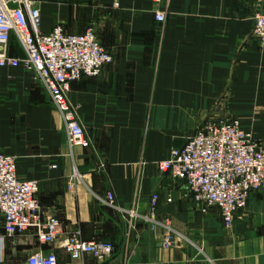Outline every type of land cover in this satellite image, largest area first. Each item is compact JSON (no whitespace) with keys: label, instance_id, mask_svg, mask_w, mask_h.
Returning <instances> with one entry per match:
<instances>
[{"label":"crops","instance_id":"0c3cea01","mask_svg":"<svg viewBox=\"0 0 264 264\" xmlns=\"http://www.w3.org/2000/svg\"><path fill=\"white\" fill-rule=\"evenodd\" d=\"M38 2L43 33L93 27L113 61L72 83L89 147L70 146L35 73L0 68V152L16 157L20 179L39 182L43 217L63 223L55 243L41 244L35 229L8 236L0 218V264H27L39 251H54L59 264H264V186L227 228L219 208L203 210L183 181L158 169L209 121L239 119L264 144V45L252 35L264 0ZM9 53L24 57L16 38ZM75 171L83 182L73 190ZM132 208L153 213L155 228L145 220L130 228L120 209ZM75 233L115 250L74 261L62 245Z\"/></svg>","mask_w":264,"mask_h":264},{"label":"built area","instance_id":"2783aa9c","mask_svg":"<svg viewBox=\"0 0 264 264\" xmlns=\"http://www.w3.org/2000/svg\"><path fill=\"white\" fill-rule=\"evenodd\" d=\"M155 17L159 22L166 19L165 12L159 10ZM252 35L264 45V3L255 16ZM13 38L24 57L10 55ZM112 61L113 56L92 27L81 34L68 33L62 26L43 33L38 0H0V68L22 67L35 73L63 116L71 147L91 144L77 107L70 100L72 83L82 76H99ZM158 169L183 181L203 210L219 208L225 226L231 228L251 195L264 186V144L239 119L209 121L182 147L173 149L169 159L158 162ZM82 182L83 176L75 171L69 188L74 190ZM39 190L38 181L17 176L15 156L0 152V218L6 234L13 236L35 229L41 244H52L62 235L63 223L57 217H43ZM158 199L159 194L154 193L152 207ZM103 201L114 205L115 196L107 192ZM120 210L128 217L130 228L140 220L150 223L153 229L157 224L153 213L143 216L135 208ZM164 244L171 246L172 237H167ZM62 247L74 261L85 254L105 259L115 250L111 242H88L79 233L65 238ZM27 264L59 261L54 251H39L28 258Z\"/></svg>","mask_w":264,"mask_h":264},{"label":"rangeland","instance_id":"374dc122","mask_svg":"<svg viewBox=\"0 0 264 264\" xmlns=\"http://www.w3.org/2000/svg\"><path fill=\"white\" fill-rule=\"evenodd\" d=\"M90 28V27H89ZM93 28V27H92ZM94 29V28H93Z\"/></svg>","mask_w":264,"mask_h":264}]
</instances>
